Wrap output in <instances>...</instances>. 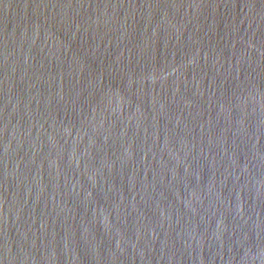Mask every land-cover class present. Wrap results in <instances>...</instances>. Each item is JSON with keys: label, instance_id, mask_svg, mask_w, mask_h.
I'll return each mask as SVG.
<instances>
[{"label": "water", "instance_id": "obj_1", "mask_svg": "<svg viewBox=\"0 0 264 264\" xmlns=\"http://www.w3.org/2000/svg\"><path fill=\"white\" fill-rule=\"evenodd\" d=\"M0 264H264V0H0Z\"/></svg>", "mask_w": 264, "mask_h": 264}]
</instances>
